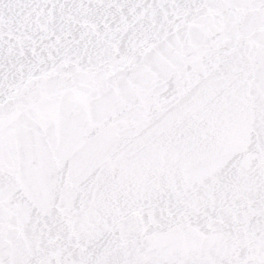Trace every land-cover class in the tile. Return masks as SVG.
<instances>
[{
    "label": "snow or ice",
    "instance_id": "1",
    "mask_svg": "<svg viewBox=\"0 0 264 264\" xmlns=\"http://www.w3.org/2000/svg\"><path fill=\"white\" fill-rule=\"evenodd\" d=\"M0 264H264V0H0Z\"/></svg>",
    "mask_w": 264,
    "mask_h": 264
}]
</instances>
